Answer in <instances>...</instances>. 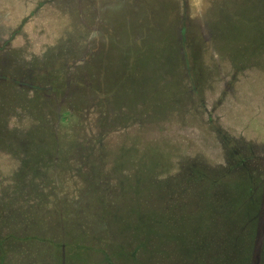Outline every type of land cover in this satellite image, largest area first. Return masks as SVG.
I'll use <instances>...</instances> for the list:
<instances>
[{
  "label": "rangeland",
  "instance_id": "rangeland-1",
  "mask_svg": "<svg viewBox=\"0 0 264 264\" xmlns=\"http://www.w3.org/2000/svg\"><path fill=\"white\" fill-rule=\"evenodd\" d=\"M243 244L264 264V0H0V264Z\"/></svg>",
  "mask_w": 264,
  "mask_h": 264
},
{
  "label": "trees",
  "instance_id": "trees-1",
  "mask_svg": "<svg viewBox=\"0 0 264 264\" xmlns=\"http://www.w3.org/2000/svg\"><path fill=\"white\" fill-rule=\"evenodd\" d=\"M240 47V46H239ZM244 48H245V46H243L242 47V49L244 50ZM250 50V49H249ZM219 61H220V58H219ZM222 62V61H221ZM223 63V62H222ZM245 181V180H244ZM245 184V183H244ZM241 191H245V189H244V186H243V184H242V182H240L239 181V183H237V187H236V189H235V196L238 194V195H240V192ZM244 245V250L243 249H240L239 250V248L237 249V250H239V251H243L244 253H242L241 255H243L242 256V258H241V260H237L236 262L235 261H233V263H231V264H249V250H248V248H247V244H243ZM179 247V246H178ZM183 251H185V247H183ZM215 261H218V260H215ZM220 261H218V264H222V262H220ZM194 264H195V261H194ZM197 264H202V263H200V262H197ZM225 264H228V263H225Z\"/></svg>",
  "mask_w": 264,
  "mask_h": 264
}]
</instances>
